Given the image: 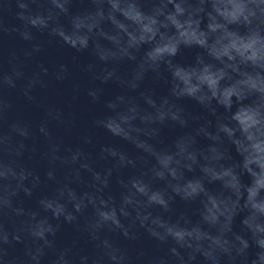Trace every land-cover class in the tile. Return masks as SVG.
Here are the masks:
<instances>
[{"label": "clouds", "instance_id": "9594fccd", "mask_svg": "<svg viewBox=\"0 0 264 264\" xmlns=\"http://www.w3.org/2000/svg\"><path fill=\"white\" fill-rule=\"evenodd\" d=\"M71 4L0 0V35L28 42L26 59L53 43L94 57L80 66L90 80L87 96L101 102L108 83L120 91L92 128L134 152L98 144L91 132L66 144L56 132L71 123L61 108H46L34 127L9 120L13 105L0 96V264H134L109 234L136 240L140 230L170 246L157 257L138 253L136 264H193L198 256L205 264H264V0H151L147 10L142 0H89L90 8L76 14ZM9 14L18 25H7ZM192 48L199 50L192 63L177 62ZM125 63L131 68L122 72ZM37 68L20 88L30 102L35 89L48 86L46 77L69 76L66 64ZM149 77L163 79L167 94L144 87ZM23 78L16 68L0 73V89ZM183 100L202 112H187ZM165 128L183 131L165 143ZM36 155L45 163L43 178L24 162ZM125 169L133 174L124 177ZM41 188L49 190L25 207L21 194L31 198ZM177 200L196 205L197 219L176 214ZM65 223L86 236L91 253L77 250V241L57 246ZM17 243L25 245L23 258L9 255Z\"/></svg>", "mask_w": 264, "mask_h": 264}]
</instances>
